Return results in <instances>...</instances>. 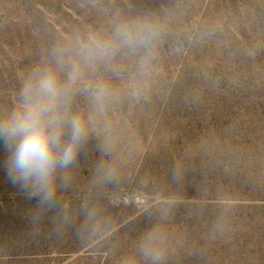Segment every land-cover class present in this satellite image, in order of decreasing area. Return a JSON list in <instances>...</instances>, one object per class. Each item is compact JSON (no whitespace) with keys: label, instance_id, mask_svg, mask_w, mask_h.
<instances>
[{"label":"rangeland","instance_id":"1","mask_svg":"<svg viewBox=\"0 0 264 264\" xmlns=\"http://www.w3.org/2000/svg\"><path fill=\"white\" fill-rule=\"evenodd\" d=\"M47 68L87 135L49 200L0 139V264H264V0H0V119Z\"/></svg>","mask_w":264,"mask_h":264},{"label":"clouds","instance_id":"2","mask_svg":"<svg viewBox=\"0 0 264 264\" xmlns=\"http://www.w3.org/2000/svg\"><path fill=\"white\" fill-rule=\"evenodd\" d=\"M131 42L127 26L118 30ZM79 77L74 68L61 82L56 70L38 72L21 91L19 107L0 119V139L9 149L6 172L13 184L31 188V195L49 200L55 193V174L66 169L76 159L81 140L87 135L84 120L69 115L67 101ZM70 139L63 141L65 128Z\"/></svg>","mask_w":264,"mask_h":264}]
</instances>
